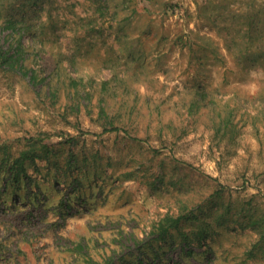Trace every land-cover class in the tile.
Here are the masks:
<instances>
[{
	"label": "rangeland",
	"instance_id": "obj_1",
	"mask_svg": "<svg viewBox=\"0 0 264 264\" xmlns=\"http://www.w3.org/2000/svg\"><path fill=\"white\" fill-rule=\"evenodd\" d=\"M4 3L0 264H264V0Z\"/></svg>",
	"mask_w": 264,
	"mask_h": 264
},
{
	"label": "trees",
	"instance_id": "obj_2",
	"mask_svg": "<svg viewBox=\"0 0 264 264\" xmlns=\"http://www.w3.org/2000/svg\"><path fill=\"white\" fill-rule=\"evenodd\" d=\"M4 0H0V19L1 15L3 13L2 10L4 9ZM101 15H104L105 13L102 12L100 13ZM26 23V20L21 19V20H16V19H10L7 18L4 20V25H6L7 28L13 29L16 25H22L24 26ZM21 50L17 49L14 52H10L9 50L1 49L0 48V66L2 67H8V69H12L15 67L17 72L19 73H24L22 71L23 69V64L20 61ZM23 75H28L24 73ZM29 82H33L35 79V76H28ZM39 157V156H36ZM23 160L24 159H19L15 160L14 163L10 166L7 167L8 171L11 173V178L14 180L15 183H19L21 178H25L24 174L25 168L23 167ZM6 168V169H7ZM29 179V178H28ZM7 181L6 185L7 186ZM253 195L247 200L248 202H242L239 210L244 212L245 217H246V226L247 227H255L263 230L264 233V211L259 210L258 207H255L252 202H253ZM183 219H188L185 214H178L177 216H166L162 219H160L157 224L154 225V230L158 233L159 238H165L168 232L171 229H176L178 228L179 223ZM95 263L93 260H89V264Z\"/></svg>",
	"mask_w": 264,
	"mask_h": 264
}]
</instances>
